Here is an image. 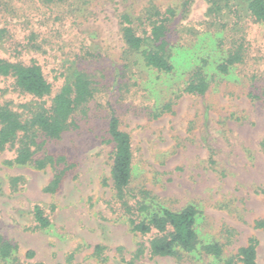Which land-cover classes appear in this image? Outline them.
I'll use <instances>...</instances> for the list:
<instances>
[{
  "label": "rangeland",
  "instance_id": "374dc122",
  "mask_svg": "<svg viewBox=\"0 0 264 264\" xmlns=\"http://www.w3.org/2000/svg\"><path fill=\"white\" fill-rule=\"evenodd\" d=\"M147 1L138 0L131 11ZM129 4L122 0H90L69 14L38 0H11L0 8V27L6 29L0 41V57L25 60L34 56L45 67H51L84 46L93 56L80 65L95 72L100 87L77 129L63 132L58 139H38L43 146L35 156L44 152L62 155L67 164H73L56 192L43 191L53 167L8 166L5 160L14 156V149L0 152V235L17 245L16 255L24 263L210 261L202 252L184 253L181 258L152 257L147 248L144 254L134 257L140 243L148 246L153 232L142 236L132 231L114 206L110 179L113 144L107 132L111 107L120 119V127L131 138L133 185H143L172 209L195 204L201 212L200 239L222 242L224 256L234 254L249 237H255V264H264V230L253 224L264 215V25L245 19L244 63L211 84L204 94H182L172 112L153 118L148 114L149 107L160 98L168 99L180 80L169 83L167 77L159 79L157 73L141 72L136 75L137 84L129 90L119 87L126 71L120 56L124 44L117 13L129 9ZM206 8L204 0H193L179 22L190 29L206 30ZM57 12L59 21L54 18ZM184 34L189 35L186 38L192 35ZM161 89L163 96L158 97ZM28 99L14 89L10 79L0 78L1 104L8 102L21 110V103ZM12 176L21 178L15 191L9 185ZM35 203L50 216L46 230L33 228ZM50 204L54 205L52 212ZM95 244L104 246L102 263L93 254ZM28 251H33V256L29 257Z\"/></svg>",
  "mask_w": 264,
  "mask_h": 264
},
{
  "label": "trees",
  "instance_id": "16d2710c",
  "mask_svg": "<svg viewBox=\"0 0 264 264\" xmlns=\"http://www.w3.org/2000/svg\"><path fill=\"white\" fill-rule=\"evenodd\" d=\"M9 1L0 0V8ZM38 1L43 5L57 6L69 14L90 0ZM122 1L130 4L129 9L117 13L124 44L120 56L126 71L119 87L129 90L131 85L137 84L136 75L141 72L157 73L159 79L167 77L169 83L172 79L180 80L168 99L160 98L149 107L148 114L153 118L172 112L174 103L182 94H204L211 84L218 83L244 63L247 40L242 23L245 19L264 25V0H204L208 19L203 31L187 28L179 22L193 0H148L135 12L131 10L138 0ZM54 18L59 21L60 13L57 12ZM184 33L192 35L186 38L189 35ZM5 35L6 29L0 27V41ZM181 39L185 41L181 42ZM91 56L93 54L81 46L77 52L73 51L72 56L67 55L61 63L51 67H45L34 56L25 60L22 57H0V78L10 79L14 89L29 98L21 103V110H15L8 102L0 103V152L14 149V156L5 160L8 166L53 167V175L43 188L48 193L58 190L73 164H67L62 155L44 152L39 157L35 156L43 146V141L38 139H58L63 132L77 129L80 117L87 116L89 102L100 90L95 72L80 65ZM159 93L161 96L158 97H162V89ZM107 132L108 141L113 144L110 179L116 211L132 231L142 236L153 232L147 247L139 244L135 258L144 254L147 248L152 257L181 258L184 253L202 252L210 257L207 264H255V237H249L234 254L224 256L222 242L200 239L198 219L201 212L195 204L172 209L161 204L157 196L143 185H133L131 138L120 127V119L111 107ZM60 163L64 166L59 167ZM20 179L19 176L9 178L12 191L17 189ZM49 209L52 212L54 205L50 204ZM32 215L34 229L50 227V216L40 204L32 206ZM253 224L256 229L264 230V215L256 218ZM17 250L16 244L0 235L1 263L44 264L41 261H19ZM103 250V245L95 244L93 254L101 263L105 260ZM27 255L33 256V251H28Z\"/></svg>",
  "mask_w": 264,
  "mask_h": 264
}]
</instances>
